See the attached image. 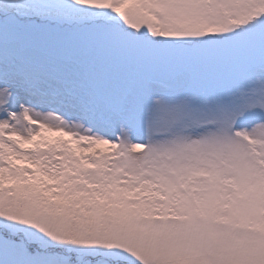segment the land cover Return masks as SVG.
<instances>
[{
	"label": "snow or ice",
	"instance_id": "snow-or-ice-1",
	"mask_svg": "<svg viewBox=\"0 0 264 264\" xmlns=\"http://www.w3.org/2000/svg\"><path fill=\"white\" fill-rule=\"evenodd\" d=\"M0 264H264V0H0Z\"/></svg>",
	"mask_w": 264,
	"mask_h": 264
}]
</instances>
